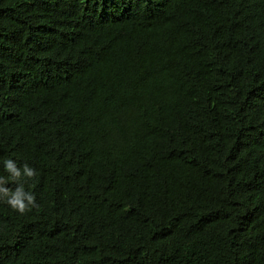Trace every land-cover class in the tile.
<instances>
[{"label": "trees", "instance_id": "obj_1", "mask_svg": "<svg viewBox=\"0 0 264 264\" xmlns=\"http://www.w3.org/2000/svg\"><path fill=\"white\" fill-rule=\"evenodd\" d=\"M0 189V264H264V0H0Z\"/></svg>", "mask_w": 264, "mask_h": 264}, {"label": "clouds", "instance_id": "obj_2", "mask_svg": "<svg viewBox=\"0 0 264 264\" xmlns=\"http://www.w3.org/2000/svg\"><path fill=\"white\" fill-rule=\"evenodd\" d=\"M7 168L11 171L14 172L15 176H19L20 173L15 169L13 163L11 161L7 162ZM25 172L28 176H32L33 172L31 169L27 168V166H25ZM0 191H3L6 195H7V191L6 190H2L0 189ZM33 197L31 196H22L20 190H18L16 193H14L11 197V199L8 201L14 208H16L18 211L20 212H24L27 208V205L24 203L25 200H27L28 204H32L33 202Z\"/></svg>", "mask_w": 264, "mask_h": 264}]
</instances>
